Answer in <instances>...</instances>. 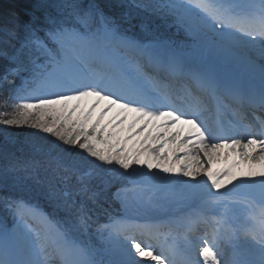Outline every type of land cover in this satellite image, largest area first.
Segmentation results:
<instances>
[{
  "label": "snow or ice",
  "instance_id": "6c2138e0",
  "mask_svg": "<svg viewBox=\"0 0 264 264\" xmlns=\"http://www.w3.org/2000/svg\"><path fill=\"white\" fill-rule=\"evenodd\" d=\"M131 7L171 18L189 37L188 49L201 57L218 56L250 65L258 60L259 91L235 88L231 94L264 109V0L247 4L243 11L224 0H133ZM57 9L42 27L24 24L10 13L11 27L0 29L8 41H19L23 28L28 33L25 44L41 51L47 60L42 71L18 86L17 91L30 99L20 103L15 114L0 118L4 125L28 126L45 134L32 145L44 162H14L0 178L7 179L10 172L31 178L45 168L56 181L48 184L45 195L53 201L54 210L65 212L66 217L53 219L22 198L7 199L17 227L9 229L0 223V264H175L170 259L174 247L145 242L158 229L127 218H113L100 226L109 242L105 261L96 260L73 237L75 232L86 231L91 219L85 201L77 197L95 204L110 192L127 209L143 202V183L174 188L180 194L197 189L206 193V203L211 205L237 193L258 196L260 211L253 223L240 229L251 244L226 254L225 241L230 245L235 236L231 228L191 240L185 235L194 254L181 264H264V119L258 128L226 125L210 122L202 108L177 107L155 73L189 76L209 92L217 87L210 75L185 71L184 57L189 52L154 35L128 34L95 0H63ZM100 38L130 55L121 59L85 56V51L96 50ZM0 55L16 59L8 50ZM19 71L13 68L9 74ZM72 149L91 158L84 162L92 165L102 186L93 188L77 175L81 161ZM220 157L235 159L226 167L214 168ZM74 175L79 187L71 183ZM29 218L41 222L43 233L27 222ZM194 225L188 232L195 230Z\"/></svg>",
  "mask_w": 264,
  "mask_h": 264
},
{
  "label": "trees",
  "instance_id": "16d2710c",
  "mask_svg": "<svg viewBox=\"0 0 264 264\" xmlns=\"http://www.w3.org/2000/svg\"><path fill=\"white\" fill-rule=\"evenodd\" d=\"M63 0H0V29L4 27H11L8 24L9 14L14 13L22 23L31 24L34 27H42L46 22V17L49 15L57 14V5L62 3ZM96 3L106 8L112 15L118 14L120 8V0H95ZM112 4L116 7L112 8ZM118 16V15H116ZM43 36V31L40 32ZM28 33L21 28L19 31V41H8V37L5 32L0 30V53L8 50L15 60H7L0 55V118L4 115L11 116L15 114V110L11 111V89L20 82V79L27 73L21 72L19 74H9L11 69L20 68V71L26 69L30 59L36 55V49L32 45H26ZM9 44L14 45V49L9 47ZM7 75V80L4 77ZM8 81H14L9 83ZM17 110V108H16ZM0 123V168L4 171L5 167L14 163L20 162L21 164L30 162L33 159L44 162L43 157L35 155L32 149L33 143L38 137L42 135L33 134V129L28 126H7ZM48 139H54L48 137ZM74 153H78L77 159L81 161L80 165L86 164L84 161L90 160L86 153L80 152L78 149H72ZM89 164V163H88ZM77 166V168L80 167ZM46 178L48 181L55 183L50 171H46L45 168H40L35 178ZM25 174L23 172L8 173L7 179H4V183L7 185H21V182L25 180ZM32 178V177H31ZM74 180V179H73ZM75 186L79 187L77 179L74 181ZM98 184V185H97ZM97 186L100 185V181L97 179ZM112 191V189H111ZM110 194L106 195V198L102 197L97 203H92L91 200H85L87 208H93L97 213L102 208V202H105ZM111 202V201H110Z\"/></svg>",
  "mask_w": 264,
  "mask_h": 264
},
{
  "label": "rangeland",
  "instance_id": "374dc122",
  "mask_svg": "<svg viewBox=\"0 0 264 264\" xmlns=\"http://www.w3.org/2000/svg\"><path fill=\"white\" fill-rule=\"evenodd\" d=\"M239 2H241V0H239ZM239 2H236L233 0V4H236L238 6H240ZM241 8L242 7L240 6L239 9ZM13 109L14 108H11V111ZM1 127H4V125H1ZM33 134L42 135L41 133H36L34 129H33ZM144 194L145 193L141 194V196L143 197L142 203L132 204L127 209L122 207V213H121L122 216L120 215V217L116 219L131 218L133 220H137V219L145 220L147 218H155L159 216H165L167 214H172V212L175 213V210L177 209H174V208H179V205H174V206L171 205L170 207L166 206L167 196L161 197V193H158L157 191H153L151 194H147V195H144ZM161 199H164V201L158 202ZM197 201H199L198 198H197ZM197 201L196 200L195 201L191 200V202L189 201L188 206L190 205V203H192V205L196 204ZM182 209L183 208H180L179 210H177V213L182 211ZM126 210H128L129 213H127ZM28 223L31 224L32 227L35 228L37 231L41 232V230H39L38 224L35 221L28 222ZM15 227H17V224L12 228H15ZM20 227L23 228V225H20ZM24 230L27 231V229H24ZM106 244H108L107 239L105 240L103 248L101 250L99 251L93 250V254H95V256L100 261H105L106 260L105 258L108 257Z\"/></svg>",
  "mask_w": 264,
  "mask_h": 264
},
{
  "label": "bare ground",
  "instance_id": "6f19581e",
  "mask_svg": "<svg viewBox=\"0 0 264 264\" xmlns=\"http://www.w3.org/2000/svg\"><path fill=\"white\" fill-rule=\"evenodd\" d=\"M241 2H252V1H247V0H241ZM99 55H105V56H110L107 52H100ZM244 62V61H243ZM246 63V62H245ZM211 73L213 74L212 72V67H207L205 66L204 69H206ZM160 72H164V71H160ZM204 72H206L204 70ZM197 73V72H196ZM233 75V74H232ZM235 159V157H231L229 158L228 160H225L223 157H220V159L218 160L217 163H215L213 165L214 168H221L222 166L223 167H226L228 164H230L232 162V160ZM222 167V168H223ZM242 167H245L246 166H242ZM202 179V177H201ZM194 183V182H193ZM229 188L232 187V185H228ZM185 196L187 199H191L192 198V192L194 194V196H196V198H201L200 201H199V208L198 210H207L208 208H212L214 207L215 205H211V204H208L206 203V193H203L202 191H199L197 189H189V190H185ZM202 197H204L202 199ZM255 196H251L249 198H254ZM257 197V196H256ZM236 201H240L239 199H237ZM236 201H231L229 204L224 202L223 203V206H224V212H225V216L224 214H220V216L218 217L219 220H224V224H226L228 226V228H231L233 230H235L229 223V220L231 222H233V224L236 226V230H235V236L232 240V244H235L236 242V238L237 236L240 238L241 242L243 243L244 247H246L248 245V242L246 239H243L244 236L242 235V233L240 232V229L243 227L242 224L247 220V209H243V210H240L239 206H238V203ZM181 201L179 202H174V203H180ZM194 212V211H192ZM198 211H195L194 213H197ZM226 218V219H225ZM188 221L189 223L191 221L186 220ZM160 224V223H159ZM158 224V225H159ZM185 230V229H184ZM186 231V230H185ZM238 243V242H237ZM251 243V242H250ZM225 244H227V241H225ZM226 246V245H225Z\"/></svg>",
  "mask_w": 264,
  "mask_h": 264
}]
</instances>
